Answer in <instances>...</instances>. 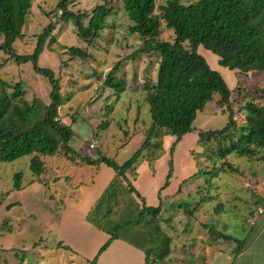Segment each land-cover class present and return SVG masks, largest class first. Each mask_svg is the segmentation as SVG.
<instances>
[{
  "label": "rangeland",
  "instance_id": "obj_1",
  "mask_svg": "<svg viewBox=\"0 0 264 264\" xmlns=\"http://www.w3.org/2000/svg\"><path fill=\"white\" fill-rule=\"evenodd\" d=\"M108 1L114 10L108 19V27L101 36L99 34L89 42L80 38L73 22L60 20L57 0H37L24 27V36L16 41L15 48L20 54H32L38 36L50 23L54 24L52 36L55 42L47 41L38 66L55 73L64 97L74 94L72 100L59 109L61 120L72 126L73 137L69 145L81 156L92 159L105 156L121 165L137 153L147 139L151 115L149 106L144 104V86L153 82L151 75L157 79L159 57L138 53L143 42L139 34L130 31L133 23L126 15L122 1ZM103 3L105 0H77L70 9L90 12ZM84 24L87 26L88 19ZM163 39L172 41V34L164 31ZM69 48H88L91 57L86 62L80 58L72 59L65 50ZM198 53L224 78L232 93L230 104L233 108H244L252 101L264 104V72L238 75L220 66L217 55L202 46ZM6 58L0 53V78L10 87L22 83L29 102L40 100L42 105L49 104L53 89L50 80L36 73L33 63L18 65ZM114 67H117L115 75L126 81L127 90L111 108L117 98L115 90L103 88V82ZM93 70L97 75L102 72V77L94 76ZM8 92L12 89L8 88ZM219 99L220 96L215 94L214 100L198 113L194 122L196 131L185 135L173 152L175 137L165 136L158 157L151 158V149H144L128 174L145 204L161 207L162 229L173 240L167 264H250V260L254 264L258 259L255 258L259 251L255 242V247L250 245L255 250L251 256L237 259L234 253L238 244L219 238L213 232L216 230L243 240V245L256 236L259 212L251 207L252 192L262 193L258 181L264 169L261 160L250 163L247 158L232 154L230 162L244 173L233 174L220 169L223 160L214 159L207 153L209 144L200 142L199 132L220 130L229 123V112L216 105ZM44 158L46 177L52 178V185L46 191L38 187L13 191L17 173H23L25 185L32 178L31 156L12 163H0V236H3L0 264H87L82 253L90 250L87 246L90 231L77 229L75 224L79 220L63 206V201L71 187L89 185L93 179L91 168L97 167L85 163L75 166L59 155ZM61 175L69 178L55 186L54 179ZM62 186L65 187L63 191ZM8 193L12 194L7 199ZM128 195L133 205L140 201L130 193ZM15 201L21 202L14 212L19 214L22 227L9 237L6 233L10 228L1 223L9 215L5 205ZM112 222L117 225L119 220ZM255 223L256 227L253 226ZM127 228L119 230L120 236L131 238L136 230L132 228V233L128 234ZM61 235L63 239L75 236L77 248L82 250L80 254L59 246Z\"/></svg>",
  "mask_w": 264,
  "mask_h": 264
},
{
  "label": "trees",
  "instance_id": "obj_2",
  "mask_svg": "<svg viewBox=\"0 0 264 264\" xmlns=\"http://www.w3.org/2000/svg\"><path fill=\"white\" fill-rule=\"evenodd\" d=\"M36 1L0 0V53L7 56L6 61L10 59L18 65L33 63L34 71L46 76L53 86L51 102L42 105L40 100L29 102L25 98L22 83L10 87L0 78V163H12L31 156L32 178L25 185L23 173H17L13 191L35 183L48 185L44 157L59 155L72 164L85 163L96 167L104 163L115 172V178L89 214V220L110 236L98 255L105 252L114 240L123 239L145 254L146 264H167L173 240L162 229L161 207L147 206L128 174L144 149H151L150 157L155 159L162 150L165 136L175 137L173 152L185 135L196 131L194 122L198 113L214 100L215 94L220 96L217 107L229 112V123L220 130L199 132L200 142L209 144L207 153L214 159L223 160L220 169L233 174L241 171L230 162L232 154L247 158L250 163L261 160L264 164V104L252 101L244 108H233L230 104L232 93L224 78L198 53L202 46L217 55L220 66L238 75L264 72V0H121L133 23L130 31L139 34L143 42L138 53L159 57L157 79L151 75L153 82L144 86V104L149 106L151 115L147 139L142 148L121 165L105 156L96 160L82 157L69 145L73 137L72 126L61 120L59 109L70 102L74 94L64 97L55 73L38 66L47 41L55 42L52 36L54 24L50 23L38 36L32 54H20L15 48L16 41L24 36V27ZM76 1L57 0L56 10L61 14V21L73 22L80 38L90 42L108 27L113 5L105 0L90 12H73L70 6ZM85 19H88L87 26ZM164 31L172 34V41L163 39ZM65 50L69 51L72 59L80 58L86 62L91 57L88 48ZM116 68L106 75L103 82V88L115 90L117 98L111 108L127 90L126 81L115 75ZM93 73L99 78L103 74L99 72L97 75L96 70ZM8 88L12 92H8ZM128 192L140 200H135L136 205L129 201L132 198ZM11 194H7V199ZM252 199V208L259 210L261 205L264 206L261 194L252 192ZM20 205V201L5 205L9 215L1 224L10 228L6 233L9 237L21 230L19 214L14 212ZM111 218L119 220L118 224L114 225ZM127 226L128 234L132 233V228L136 230L131 238L120 236L119 230ZM253 226L256 227V223ZM213 232L219 238L238 244L234 256L242 252L243 240L216 230ZM0 237L1 241L3 236ZM98 257L92 264L97 263Z\"/></svg>",
  "mask_w": 264,
  "mask_h": 264
},
{
  "label": "crops",
  "instance_id": "obj_3",
  "mask_svg": "<svg viewBox=\"0 0 264 264\" xmlns=\"http://www.w3.org/2000/svg\"><path fill=\"white\" fill-rule=\"evenodd\" d=\"M96 159L98 158H95L94 160ZM79 164H72V165L78 166ZM91 169H93L92 182L89 183V185L80 184L75 186L74 188L71 187L70 192L67 193V197H65L63 201V206L64 207L67 206L69 211H71L76 216V218H78L79 223L75 224V226H77V229H87L88 231H90V233L87 234V242H88L87 246H89L90 250H88L86 254L82 253L83 260L86 259L87 264H92V261L97 256H99L96 264H146L145 254L141 250L133 247L132 245L124 241L123 239L114 240L110 245V247L105 252L98 255L99 250L107 242L110 236L104 230H101L98 227H96L89 220V214L92 208L94 207V205L102 196L103 192L112 182V180L115 178V172L104 163L98 165L97 168L92 167ZM56 178H60V179L56 180ZM56 178L54 179L55 186L60 185L61 180L65 178L68 180L69 177H64L61 175L60 177L56 176ZM259 182L261 186L260 189L262 192L261 196L264 197V169H263V173L262 171L260 173ZM47 183H48L47 186H43L40 183H35L33 185L25 186L21 190L23 191L38 187L46 191V189L50 188V186L52 185V178L48 179ZM64 189L65 187L62 186L61 191H63ZM54 192L60 193L59 191L56 190H54ZM133 196H135V194H133ZM57 197H59L58 194ZM258 212H259V216L257 220L258 233L251 241H248V243L246 242V245H244L242 248L243 249L242 252L236 258L243 259L247 256H251V252L255 250H253L250 247V245L255 247L253 245L255 242L256 248L259 251L255 253V258L258 259L253 263L264 264V206L263 205L259 207ZM62 235L61 237L59 236L60 238L59 246L68 248L73 253L75 252L77 254H80L79 252H81L82 250H79L77 248L76 237L70 236L67 237V239L66 238L63 239ZM64 242H66V244ZM250 264H252L251 260H250Z\"/></svg>",
  "mask_w": 264,
  "mask_h": 264
}]
</instances>
